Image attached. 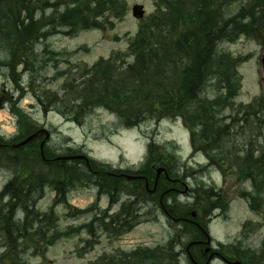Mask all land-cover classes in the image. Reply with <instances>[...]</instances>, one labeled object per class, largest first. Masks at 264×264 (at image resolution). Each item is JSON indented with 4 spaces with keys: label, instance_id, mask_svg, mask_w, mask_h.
<instances>
[{
    "label": "trees",
    "instance_id": "trees-1",
    "mask_svg": "<svg viewBox=\"0 0 264 264\" xmlns=\"http://www.w3.org/2000/svg\"><path fill=\"white\" fill-rule=\"evenodd\" d=\"M46 1L48 4L45 5L43 0H0V52L5 53L7 47L9 53L8 57H1L0 61L2 68L10 72L11 79L12 74L20 76L21 73H16L18 67L31 55L37 56L36 49L43 37L45 40L50 37L47 35L57 32L75 35L89 27L100 28L103 24L100 16L108 17L106 14L114 11L121 18L127 9L125 0ZM233 1L235 0H157L155 12L141 20L137 34L130 40L127 53H118L108 59L101 58L85 73H79L76 68L73 75L68 68L64 71L57 68L56 77L63 80V95H58L51 88L35 85L37 70L34 66H27L24 71L29 73L28 87L34 91L33 96L45 114L56 111L78 124H83L95 107L104 106L117 116V129L174 116L181 117L189 126L199 125L201 131H191L194 151L204 152L210 165L218 167L226 175L227 169L232 167H226L225 163L231 161L236 166L233 172L237 178L251 181L255 192L252 207L259 209L264 205V93L248 103L237 101L242 88L239 66L245 59L221 49L220 44L234 42L242 35L258 38L262 34L260 32L264 31V0H252L241 5L237 13L231 14L230 6ZM71 5L73 6L70 7ZM63 6L66 7L62 9ZM52 7L55 8L52 13L54 18L45 21H41L42 15L36 18L37 12L39 14L42 8ZM45 25H50L52 29L44 34L42 29ZM64 27L69 29L65 30ZM44 46L49 61L54 62V66L58 65L55 59L58 53L49 48L46 41ZM28 52L30 55H27ZM128 54L134 56L133 62L120 69L117 62ZM80 76L84 78L82 81L77 80ZM17 80L18 78L15 79ZM213 87H217L219 91L215 98L210 99L208 94L202 96L204 92L214 91ZM17 108H13L19 127V134L15 139H21L36 131L37 127L36 123L22 117L23 111ZM215 118L217 120L213 123ZM239 133L263 136L259 148L248 145L243 149L244 152L238 151L233 137ZM38 143L33 140L26 148L13 149V155L30 172L27 178L16 174L0 193V200L7 196L11 203L10 208L6 205L8 210H12L9 215L4 213L7 209H0V224L8 231L7 240L11 244L17 241L21 230L19 227L17 230L12 229V226H18L21 222L12 219L16 210L26 213L22 226L31 225L34 228L40 222L38 231L41 232L44 227L42 219L53 221L54 217L51 212L44 216L35 212L40 195L47 189H54L59 195H65L73 188H69L73 182L90 173L88 165L79 169L74 162L43 160ZM160 148L153 144L149 146V155L141 168L142 171L147 170L145 174L149 180L154 174L153 164H161L170 169L166 163L167 156L164 151L160 153ZM46 150L47 158L55 157L52 156L53 151ZM71 163L74 168L70 167ZM38 165L41 170L37 168ZM89 166L98 169L97 179L105 178L102 174L105 167L102 164L91 161ZM109 181L108 187L112 188L115 181L123 182L114 177H109ZM127 182L137 185V182ZM98 184L101 185V182ZM97 189L99 193L106 192L104 188ZM143 191V200L152 197L147 190ZM160 192L159 187L155 196L158 197ZM174 193L171 190L170 196H174ZM218 205H223L222 201H215L213 198L206 201L201 209L203 217ZM190 209L191 207L188 211ZM188 211L187 208L177 210L174 205L168 213L173 220L180 222L181 232L189 242L198 239L200 232L195 226L182 220ZM37 219L40 221H36ZM96 221L101 226L99 218H93L88 223L89 226L93 227ZM134 222L137 223L138 220ZM54 238L56 237H51ZM176 248L177 243L169 241L165 246L145 248L143 251L139 249L136 255L138 264H181L182 257L180 252L175 251ZM235 252L239 253L237 259L243 263L260 264L262 261L255 250L237 248ZM196 254L197 256L193 254L195 259L200 261V254ZM161 255L167 258L164 262L160 259ZM121 256L116 260L109 259L108 263L99 257L97 262L90 264H113L119 260L127 264L131 255ZM189 262L192 264L191 260Z\"/></svg>",
    "mask_w": 264,
    "mask_h": 264
},
{
    "label": "rangeland",
    "instance_id": "rangeland-1",
    "mask_svg": "<svg viewBox=\"0 0 264 264\" xmlns=\"http://www.w3.org/2000/svg\"><path fill=\"white\" fill-rule=\"evenodd\" d=\"M55 1L58 0H49L51 3ZM125 1L127 9L123 17L118 18L114 11L108 10L109 13L106 14L109 15L108 17H104L105 15L99 17L103 23L100 28L89 27L75 35L57 32L47 35L50 37L45 40L43 37L36 49L37 56L31 55L23 65L18 67L16 73H21L20 76L12 74L13 79H11L10 72L2 68L0 61V93L2 92V97L6 95L7 99L4 110H0V133H5L7 136L16 133L17 120L10 110L19 107L23 111L22 117L36 123L35 126H38L36 130L45 128L51 132V138L45 146V151L51 149L54 152L52 156H58L60 153L62 155L78 154L68 149L81 151L79 154L107 168L102 172H120L122 176L128 174L126 178L136 180L137 185L128 183L129 180L115 181L116 184L113 187L117 184L121 187V192L118 194L116 189L108 187L109 180L97 179L98 174H95L98 173L97 169L73 182L69 186L73 188L65 198L61 195L56 197V192L53 190H45L38 198L34 210L42 216L51 212L54 220L44 221L43 218L41 223L44 227L41 232L37 230V224L34 228L31 227L25 231L24 229L22 231V224H20L18 226L21 229L20 235L14 244L7 240L8 231L0 224V264H90L97 262L99 257L116 260L123 251H129L135 247L143 251L146 247H156L160 244L165 246L169 241L177 243L175 251L181 254V264H187L188 255L182 251L181 244L186 237L181 232L179 223L171 219L165 210L169 212L170 207L173 208L175 205L177 210L187 208L188 211L191 207L190 210L199 209V213H202V207L212 197L221 198L228 205L226 213L222 214L220 210H215L208 218L209 232L214 239V246L221 248L220 243H223L224 245L232 244L235 247H249L252 251L258 250L256 253L262 260L259 263L264 264V205L253 210L249 202L241 197L242 190L252 191L253 188L249 183H244L237 178L233 172L236 169L235 165L227 169V175H224L219 168H207L204 152H192L190 132L201 131L199 125L187 126L181 117L174 116L157 121L148 120L138 126L117 129L115 126L118 121L117 116L104 106L95 107L84 123L78 124L56 111L45 114L33 96L34 91L28 87L29 73L24 71L27 66H34L37 70L35 85L39 84L41 88H51L56 90L58 95H63L65 92L61 87L63 80L56 77L57 68L60 71L68 68L73 75L76 68L79 73H85L101 58L108 59L115 57L118 53H127L130 40L135 37L140 25V20L132 15V6L137 3L143 4L145 15L149 16L156 10L157 0ZM250 1L252 0L233 1L230 6L231 14L237 13L241 5ZM43 2L45 5L48 4L46 0ZM66 2L70 1L66 0ZM65 7L63 6L62 9ZM53 11H55L54 7L42 8L40 15L37 12L36 18L41 15V21L54 18ZM50 29H52L50 25H45L42 30L45 34ZM260 33L262 34L258 38L242 35L234 42L220 44L221 49L245 59L239 66V75L242 78V88L237 98L239 102H249L264 93V66L261 62L264 56V31ZM44 41L49 48L58 53V57L55 58L58 65L54 66V62L49 61V55L45 53ZM8 54L6 47L5 53L0 52V58L8 57ZM27 55H30V52ZM17 57L19 59V56ZM133 60L134 56L128 54L120 58L117 65L122 69ZM41 65L43 67H40ZM16 78H18L17 81H15ZM83 79L80 76L77 80L82 81ZM212 89L215 92L209 90L202 96L208 94L210 99L215 98L219 91L217 87ZM215 120L217 119L215 118L213 123ZM44 137H41L39 147ZM262 137L239 133L234 135L233 143L235 142L238 151H243L248 145L258 149ZM0 139V143L3 142V138L0 137ZM150 143L161 147L160 153L164 151L169 160L173 159L174 164L166 161L170 168L167 170H172L176 179L183 183L179 185L174 196H167L171 185L163 181L167 187L161 192L162 196L159 195L156 198L149 196L147 199L149 202H145L143 200L144 186L143 192L139 189L147 181L145 178H134L132 174L144 175L136 170L142 167L137 168L144 162ZM9 155L10 159L0 158L2 166L0 167V192L15 175L13 167L17 166V160L11 152ZM83 155L75 156L84 161ZM58 157L53 160H57ZM9 164L12 169L9 168ZM37 168L41 170L40 165ZM27 173L22 168L19 175L26 176ZM164 178L168 179L166 174L162 175V179ZM99 182L101 185L98 184ZM97 188L100 190L104 188L109 191V195L99 194ZM220 195L225 199L219 197ZM111 197H114L112 199L116 201L115 207L109 206ZM160 197L161 200H159ZM7 201L0 200V209ZM133 202L140 203L141 209L138 211L132 209ZM28 208L31 209V207ZM120 208L126 211V215L122 216L119 213L117 224L110 222L112 214L118 212ZM22 211H17V217L26 220V213ZM103 214L105 215L104 221L107 222L106 231L100 230L99 221H96L93 227L89 226L88 223L93 218H99ZM137 218L141 220L138 225L134 223ZM249 220L258 225L253 227L254 225L251 224V227L243 233V224ZM45 225L50 226L45 227ZM89 227L93 228V231H90ZM122 228H128L131 231L123 233L120 231ZM53 236L56 237L55 240L51 239ZM238 254L237 252L228 253L234 257ZM160 259L164 262L167 258L161 255ZM193 259H195L194 255ZM129 261L133 259L129 258ZM204 261L202 259L203 263ZM113 264H125V262L119 260ZM127 264L133 263L127 262ZM212 264L225 263L216 259Z\"/></svg>",
    "mask_w": 264,
    "mask_h": 264
},
{
    "label": "bare ground",
    "instance_id": "bare-ground-1",
    "mask_svg": "<svg viewBox=\"0 0 264 264\" xmlns=\"http://www.w3.org/2000/svg\"><path fill=\"white\" fill-rule=\"evenodd\" d=\"M53 150V149H52ZM60 155H62V153H60V154H58V156H60ZM72 159H73V161H74V163L78 166V167H86L87 166V164L84 162V161H82L79 157H77V156H72ZM57 161H64V160H57ZM73 163V164H74ZM84 163L86 164V165H84ZM235 164L237 163V162H234ZM73 164L71 163V165H70V167H72V168H74V166H73ZM225 166L226 167H230V166H233L232 165V163H231V161L229 162L228 161V163H225ZM9 168L10 169H12V166L9 164ZM18 168H19V166L17 165L16 167H13V171H14V174L16 175L17 173H18ZM144 172V176L146 177V174L145 173H147V170H144L143 171ZM103 175H104V179L103 180H109V175H108V173L107 172H103ZM167 176H169V177H171V178H168L167 180H166V183L167 184H170L171 185V189L172 190H175V191H177L178 190V188H179V185L180 184H182L183 182L181 181H179L178 179H176V177L174 176V173L172 172V170H170V173H168L167 174ZM61 180H63V179H61ZM60 180V181H61ZM147 182H145V183H143L142 184V187H140V189H139V191H142V188H143V186L146 184ZM63 188H65V187H63ZM113 188H115L116 189V191H117V193L119 194L120 192H121V187L120 186H115V187H113ZM193 191H196L195 189H193ZM200 195V194H199ZM199 195H197V196H199ZM10 211H12V210H7L6 212H4V213H9ZM9 215V214H8Z\"/></svg>",
    "mask_w": 264,
    "mask_h": 264
},
{
    "label": "water",
    "instance_id": "water-1",
    "mask_svg": "<svg viewBox=\"0 0 264 264\" xmlns=\"http://www.w3.org/2000/svg\"><path fill=\"white\" fill-rule=\"evenodd\" d=\"M144 13H145V11H144V8H143V6L142 5H135L134 7H133V15L135 16V17H137V18H142L143 16H144ZM263 63H264V58H263ZM3 101V99H0V107H1V105H2V102ZM42 132H45V130H41ZM38 133H36L35 135H37ZM35 135H33V136H35ZM33 136H30V137H28L25 141H23L22 143H20V144H24V143H26V142H28ZM47 136H49V133L47 132ZM42 147H43V145H42ZM162 171H164V169L163 168H160L159 170H158V175L162 172Z\"/></svg>",
    "mask_w": 264,
    "mask_h": 264
},
{
    "label": "flooded vegetation",
    "instance_id": "flooded-vegetation-1",
    "mask_svg": "<svg viewBox=\"0 0 264 264\" xmlns=\"http://www.w3.org/2000/svg\"><path fill=\"white\" fill-rule=\"evenodd\" d=\"M196 243H197V244H196L195 246H198V247L200 248V250H201V247H202L203 243L200 242V241H197ZM186 249H187V252H188L191 248L188 247V248H186Z\"/></svg>",
    "mask_w": 264,
    "mask_h": 264
}]
</instances>
